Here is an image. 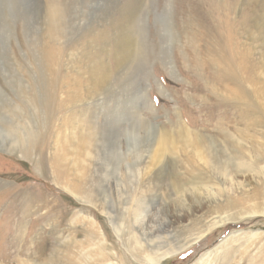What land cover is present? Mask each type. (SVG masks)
<instances>
[{
  "label": "rangeland",
  "instance_id": "obj_1",
  "mask_svg": "<svg viewBox=\"0 0 264 264\" xmlns=\"http://www.w3.org/2000/svg\"><path fill=\"white\" fill-rule=\"evenodd\" d=\"M101 1L104 0H8L0 9V135L6 143L0 146V264H146L144 254L156 257L169 249L159 245L144 254L130 252L132 228L142 245H147L148 236L145 238L140 230L135 231V225L132 227L146 163L143 159L137 161L134 151L127 150L125 137L117 138L121 154L117 174L103 185L113 206V219L103 211L104 206L96 203L90 178L97 177L88 172L90 168L79 179L66 173L55 157L60 149L57 142L63 144L64 139H71L73 131L77 143L81 132L88 128H97L99 139L108 116L124 117L125 108L118 110L116 101L107 100L104 90L99 89V94L88 99L84 79L77 82L83 100L76 106H68L62 96L66 85L72 83L68 76L73 75L74 66L88 69L89 63L79 53L88 50L85 38H93L94 44L101 46L102 30L108 35V47L114 48L115 25L111 15L100 7ZM233 2L236 0L148 1L145 69L140 70L138 81L145 100L139 105L138 115L156 129L170 133L176 148L185 147L182 138L195 141V135L182 130V126L202 133L223 149L232 135L240 143L250 140L254 145L255 140L258 161L264 164V110L257 107L251 116L246 115L240 104L236 106L228 100L221 103L202 88L201 77L216 84L212 62L209 69L203 56L207 50L217 52L221 48L225 21L239 25L240 18L228 8ZM46 11L55 15L63 12L59 25L62 34L45 28L42 16ZM114 16L118 19L119 13ZM54 34L59 41L51 40ZM237 41L242 43L246 38L237 34ZM95 59H99L96 54ZM101 59L105 61L106 57ZM199 60L200 66L196 63ZM107 63L114 83L117 63L113 53L108 54ZM215 86L221 90L218 84ZM243 89L246 92V86ZM133 123L126 117L119 120V127L129 131ZM219 125L224 129L220 131ZM136 135L144 138L145 134L138 130ZM146 150V144L141 142L139 152L144 155ZM187 153L190 155L189 150ZM178 154L177 161L185 160L184 153ZM236 154L242 155L240 151ZM91 160L87 162L91 164ZM250 168H256L255 164ZM174 171L182 173L181 180L174 178L177 182L190 175L178 164ZM73 184L76 187L69 188ZM207 184L217 189L213 180ZM263 184L264 181L258 185L264 189ZM168 191L164 190L156 201H147L148 222L155 207L164 204ZM168 206L172 209L170 203ZM208 207L204 204L197 213L199 221L187 228L184 221L173 227L186 237L185 241L204 235L153 264H197L209 252V264H222L227 251L233 254L226 260L228 264L264 262V201L244 204L242 208L248 213L243 217L240 211L235 212L237 208L222 212L218 207L214 212ZM169 216L175 218L174 214ZM211 217L219 222L209 226L214 220Z\"/></svg>",
  "mask_w": 264,
  "mask_h": 264
},
{
  "label": "bare ground",
  "instance_id": "obj_2",
  "mask_svg": "<svg viewBox=\"0 0 264 264\" xmlns=\"http://www.w3.org/2000/svg\"><path fill=\"white\" fill-rule=\"evenodd\" d=\"M7 1L0 0V9ZM148 1L104 0L100 2V7L105 10L106 14L111 15V23L113 20L112 25H115V30H113L114 48L108 47V35L102 30L100 31L103 37L101 46H96L93 38H85L88 40V50H82L79 53L89 63L88 69L86 70L82 66H74L73 75L68 76L72 83L67 84L69 81L66 82L67 85L62 92V96L68 106H76L78 102L83 100L77 90V82L79 83L80 79H84L88 99L92 100L99 89L104 90L107 100L116 101L118 110L125 108L123 111L124 117L108 116L112 118V121L109 122V118L106 116L102 136L99 139L96 136L97 128H88L85 133L84 131L81 132L77 143L76 139L74 140L75 133L73 131L71 139H64L63 144L57 142L60 149L55 152V157L59 159L66 173L68 172L79 179H83L84 172L87 171L88 167L90 168L88 172L94 173L97 177L96 180L90 178L93 191H96V203L104 206L103 211L107 213L110 219H113L114 210L111 209L113 206H111L112 204L103 185L107 178L109 179L111 176L115 178L117 174L121 156L117 138H126L127 150L134 151L137 161L143 159L146 163L140 193L137 202H135L132 227L135 225L137 227L135 231L138 229L137 232L140 230L145 238L148 236L146 239L147 245L143 246L141 240L138 239L139 236L135 234L134 228H132L131 244H133L130 248L131 251H129L134 255H139V253L144 254L146 250L150 251L151 248L154 249L159 245L169 247L165 253L156 257L151 256L154 254H144V262L153 264L160 262L165 255H171L186 248L204 235V233L198 234L196 238L190 237L188 241H185L186 237L179 233V230L173 229L176 222H186L183 226L187 228L192 222L199 221L200 215L198 216L197 213L203 209L204 204L209 205L214 212H217L218 207H221L222 212L237 208L234 211H240V214H238L243 217L248 213L242 208L244 204L251 203V201L253 203H263L264 189L259 187L258 184L264 181V164L258 161L259 153L256 149L258 146L255 145L257 143L255 140L254 145H251L250 140L240 143L235 141L232 135V140L227 138V148L223 149L218 144L211 143L202 133L190 131L182 126V130L195 135V141L191 143L187 137L182 138L185 147L176 148L173 145L170 133H166L167 131L163 129H156L149 121L139 118V105L144 103L145 100L138 81L141 78L140 70L145 69L143 48L145 16L149 9ZM228 8L233 15L240 18L239 25L237 26L234 22L228 24L226 23L228 20L225 21L222 25L225 27V31L220 37L221 48L217 52L207 50L203 56L209 69L212 66L214 70L212 79L221 87V90L218 91L216 84L214 82L211 84L208 77H201L203 81L202 88L205 94L210 93L213 98L221 103L228 100L235 103L236 106L240 104L244 107L243 111L246 115L251 116L257 107L264 110V0H236L231 8L229 6ZM243 9H246V11H243ZM116 13H119L118 19L115 16L113 17ZM61 15L46 11V14L42 16L45 18L43 20L45 28L48 27V30L62 34L63 31L59 27L63 21ZM39 20L41 21V16H39ZM84 25L81 26L84 27ZM219 27L217 26V29ZM77 33H81L79 28H77ZM237 34H243L246 41L238 42ZM54 35L51 40H56V37L59 38L56 34ZM57 41L59 40L57 39L55 42ZM89 48H91L90 51ZM110 53H113L117 63V78L114 83L107 63V57ZM95 54L99 59L93 61ZM104 56L106 57L105 61L100 60V57L104 58ZM197 59H199L198 56ZM209 61L212 62L211 66ZM196 63L200 66V60ZM244 86H246V92L243 91ZM123 95L125 97L122 100L121 96L123 97ZM126 117L134 121L133 127L129 130L130 132H123L119 127V120ZM248 125L253 126V124ZM218 128L220 131L224 129L221 125ZM138 130L144 132V138H139L136 135ZM130 134L133 135L131 138H129ZM141 142L147 146V152L144 155L139 152ZM1 145L5 146L6 143L3 136L0 135ZM242 145L244 148H242ZM187 150L190 151V155ZM180 151L185 154V158H183L185 160L177 161V155ZM238 151L242 155H237ZM174 152L176 154L173 156ZM93 153L97 154L96 157ZM88 159H92L91 164L87 162ZM177 164L190 173L187 179L180 182L174 179H182L181 171H174V169H177ZM254 164L256 168L251 169L250 167ZM87 175L90 176L89 173ZM128 176H130L129 172ZM209 179L216 183L217 189L213 190L207 187ZM75 187L74 184L73 186L69 185V188ZM164 190H169L164 197V204L155 207L152 220L148 222L147 201H156L159 196H163ZM169 203L172 209H169V206L167 207ZM169 213L174 214L175 218H169ZM215 218L211 217L214 220L210 222L209 226L219 222V220L215 221ZM234 219L227 218V220ZM210 253L200 257L197 264H209ZM224 255L226 256H223L222 264H228L226 260L232 257L233 254L231 251H227ZM263 263L254 262L253 264ZM19 264H23V262L19 261Z\"/></svg>",
  "mask_w": 264,
  "mask_h": 264
}]
</instances>
